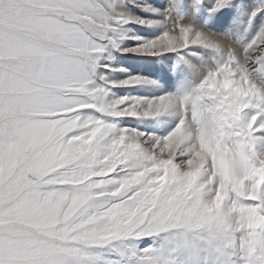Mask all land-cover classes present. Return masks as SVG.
Instances as JSON below:
<instances>
[{
    "label": "snow or ice",
    "instance_id": "obj_1",
    "mask_svg": "<svg viewBox=\"0 0 264 264\" xmlns=\"http://www.w3.org/2000/svg\"><path fill=\"white\" fill-rule=\"evenodd\" d=\"M0 264H264V0H0Z\"/></svg>",
    "mask_w": 264,
    "mask_h": 264
}]
</instances>
